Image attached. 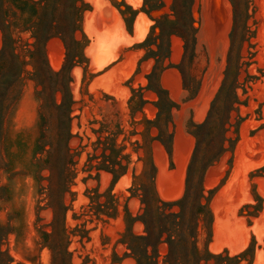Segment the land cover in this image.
Wrapping results in <instances>:
<instances>
[{
  "label": "rangeland",
  "instance_id": "1",
  "mask_svg": "<svg viewBox=\"0 0 264 264\" xmlns=\"http://www.w3.org/2000/svg\"><path fill=\"white\" fill-rule=\"evenodd\" d=\"M31 1L0 0L19 54L0 59V264H135V216L187 188L201 256L264 264V0H192L185 47L173 0Z\"/></svg>",
  "mask_w": 264,
  "mask_h": 264
},
{
  "label": "trees",
  "instance_id": "2",
  "mask_svg": "<svg viewBox=\"0 0 264 264\" xmlns=\"http://www.w3.org/2000/svg\"><path fill=\"white\" fill-rule=\"evenodd\" d=\"M41 1L47 0H32L34 4H39ZM192 0H173L171 8L175 14V19H168L169 21H178L181 23V30L178 29L170 31L169 34H177L184 41V47L194 38L193 36V20L190 15L189 7ZM159 4L153 5L150 9H157L160 7L161 0H158ZM45 5V4H44ZM2 6V5H1ZM46 7V6H45ZM2 8V7H0ZM178 13V15H177ZM163 18H168L166 14L162 16ZM159 19H157L158 21ZM5 15L2 9H0V31L2 35V46L0 47V59L7 53L6 45L11 42V47L7 50L11 56L10 62L18 60V53L15 50L14 41L7 31L8 24L6 22ZM159 27V25H157ZM158 38H161L163 34V29L159 27ZM38 38L36 35H33ZM51 35H47L46 39ZM156 37V38H157ZM159 49V44H156ZM8 47V46H7ZM151 52H155L152 51ZM8 54V53H7ZM156 56V54H155ZM12 70L11 67L8 70ZM225 80L222 82L221 87L218 89L209 109V112L214 109L216 101L222 99L223 103L227 106L226 108V119L223 121L222 125L229 122L230 110L234 108L233 104L237 100L236 93L233 90L224 89ZM210 114L206 117L204 122L195 124L192 134L194 135L196 142L194 147L193 155L196 151L200 149L201 144L206 142V136L203 135L202 129L205 127L206 121L209 119ZM158 136L161 140L162 129L159 125ZM206 132V130H205ZM210 136V135H209ZM211 137V136H210ZM210 137L208 141L210 142V148L212 149V144ZM224 137L221 138L217 149L213 153L210 161L215 160L221 154L223 149ZM163 142V140H162ZM207 143V142H206ZM49 161H45L47 164ZM104 164V165H103ZM50 170L49 165L44 166ZM96 168H105L110 172H116L114 164L110 163L107 165L102 163V165H97ZM122 168V165H119ZM49 180V176L46 177ZM191 192L187 188L178 201L157 205L155 208H145L141 214L135 216L134 219L139 220L143 225V232L141 234H133L129 230L123 235L122 243L125 245L127 254L132 256L135 260V264H158V257L161 256L160 264H202L201 260H204L203 264H237L239 261L235 257H231L227 252L222 253H206V257L199 254L196 247L193 244V239L196 235V223L199 215L203 212V205L200 202L198 195L193 196V202L191 207L187 205L188 198ZM195 199V200H194ZM185 201V204H184ZM176 204L179 209L177 211L172 210V206ZM98 208L96 214L105 213L110 214L107 207H100L103 203L98 202ZM128 224L130 222L127 221ZM44 234H47L44 232ZM165 244L166 251L163 254L159 253V246ZM213 258V262H209V259ZM233 259V263L231 260Z\"/></svg>",
  "mask_w": 264,
  "mask_h": 264
}]
</instances>
